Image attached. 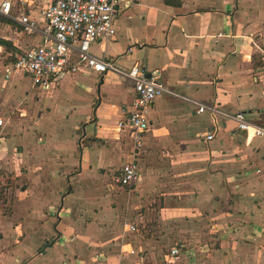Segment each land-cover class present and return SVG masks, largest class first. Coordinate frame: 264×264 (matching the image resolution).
<instances>
[{
    "label": "crops",
    "instance_id": "0c3cea01",
    "mask_svg": "<svg viewBox=\"0 0 264 264\" xmlns=\"http://www.w3.org/2000/svg\"><path fill=\"white\" fill-rule=\"evenodd\" d=\"M8 1L10 15L0 13V182L14 186L9 210L0 211V264H164L178 245L170 264H264V135L219 118L205 140L210 114L164 94L136 146L117 125L133 82L115 71L80 69L47 89L32 84L43 97L27 100L13 79L27 75L4 73L42 36L15 17L27 14L41 28L51 0ZM114 27L112 39L91 43L93 54L156 72L172 90L264 125V0H136ZM64 80L78 90L69 88L65 119L90 110L74 123L80 133L49 101ZM132 160L139 181L122 187L114 177Z\"/></svg>",
    "mask_w": 264,
    "mask_h": 264
},
{
    "label": "built area",
    "instance_id": "2783aa9c",
    "mask_svg": "<svg viewBox=\"0 0 264 264\" xmlns=\"http://www.w3.org/2000/svg\"><path fill=\"white\" fill-rule=\"evenodd\" d=\"M135 3L136 0H51L41 10L44 19L41 28L27 14L18 15L15 18L23 26L24 32H38L42 41L39 45L16 54L7 65L5 78H8L12 71L21 72L31 78L34 86L47 89L55 78L73 74L80 69H91L100 75L115 71L128 77L133 82L135 96L126 117L119 120L117 125L130 131L136 146L141 143V133L148 128V115L153 102L164 94L192 104L197 113L207 111L210 114L212 127L204 133L205 140H211L215 136L221 124L219 118L233 120L235 127L245 131L247 135L263 136L264 125L248 120L242 112L230 113L212 103L183 95L168 88L156 72L146 74L138 65L121 69L113 61L96 56L90 51L91 43L97 39H112L116 18ZM10 8L11 3L8 0L1 1V14L10 15ZM2 123L3 119L0 118V125ZM139 178L138 165L132 160L122 164L114 182L122 187H132ZM129 228L134 229V225ZM179 254V245L171 247L164 255V264L172 263Z\"/></svg>",
    "mask_w": 264,
    "mask_h": 264
},
{
    "label": "rangeland",
    "instance_id": "374dc122",
    "mask_svg": "<svg viewBox=\"0 0 264 264\" xmlns=\"http://www.w3.org/2000/svg\"><path fill=\"white\" fill-rule=\"evenodd\" d=\"M13 77H14L13 79H15V83L22 87L23 92H28L29 96L27 97V100H29V101L31 99L36 100L38 98H40L42 100L43 95L41 94V91L38 90L37 88L32 87V82L28 76H22L21 74L16 73L13 75ZM68 77L70 78V76H68ZM69 78H66V79H69ZM89 84L94 87V97H96L97 96V90H95V89L97 88L96 87L97 83L93 79V80L89 81ZM70 85H68L67 82L64 80L62 82L61 87L59 88V91L56 92L55 96H51L52 98L49 99V101H52L53 103H55L56 107L58 106V109L55 110V112L56 113H62V116L57 115V117H63L64 116L63 119L66 122L67 127L73 133V132H77V131L73 130V128H75L74 123L76 121H81V120H84L85 118H87L86 115H88L90 110L84 109L81 112H78L77 116H75L74 113H71V114L67 113L68 117L65 119L66 113L64 114L63 112H65L66 110L68 112V108L66 109V107H69V102L71 101L70 99L72 98V91H74L75 95L78 94L77 87L74 85H71V86ZM78 86L80 87V85H78ZM81 86L83 87V85H81ZM69 88L72 91H70ZM80 90L84 94V91L82 90L81 87H80ZM81 96H84L86 98H88V97L94 98V97H92V94L91 95L86 94V95H81ZM81 132H82V130H81ZM77 133H80V132H77ZM73 134H76V133H73ZM15 184H17V187L22 186L20 181L17 183L15 182ZM13 186H14V183L10 179H8L6 182H3V184H1V182H0V211H3V210L8 211L9 210L10 206L6 203H7L8 197L11 199V194H8V191H9V188L13 187ZM173 263H177V260L176 259L173 260Z\"/></svg>",
    "mask_w": 264,
    "mask_h": 264
},
{
    "label": "trees",
    "instance_id": "16d2710c",
    "mask_svg": "<svg viewBox=\"0 0 264 264\" xmlns=\"http://www.w3.org/2000/svg\"><path fill=\"white\" fill-rule=\"evenodd\" d=\"M165 4L178 6L180 4V0H164Z\"/></svg>",
    "mask_w": 264,
    "mask_h": 264
}]
</instances>
